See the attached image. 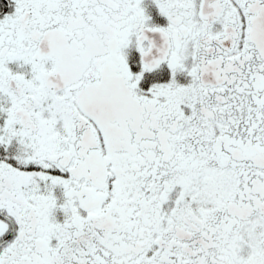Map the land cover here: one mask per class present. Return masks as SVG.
<instances>
[{
  "label": "flooded vegetation",
  "instance_id": "flooded-vegetation-1",
  "mask_svg": "<svg viewBox=\"0 0 264 264\" xmlns=\"http://www.w3.org/2000/svg\"><path fill=\"white\" fill-rule=\"evenodd\" d=\"M263 8L0 0V264H264L238 247L264 219V56L250 38ZM190 154L232 191L184 212L174 196L164 231L162 159L176 190ZM119 157L143 196H114Z\"/></svg>",
  "mask_w": 264,
  "mask_h": 264
},
{
  "label": "rangeland",
  "instance_id": "rangeland-1",
  "mask_svg": "<svg viewBox=\"0 0 264 264\" xmlns=\"http://www.w3.org/2000/svg\"><path fill=\"white\" fill-rule=\"evenodd\" d=\"M192 156L193 155L191 154L189 155L190 160L188 158H184V159L189 160V163L194 162L193 164L195 165L197 157L192 158ZM181 160H183V158H181ZM166 172H167L166 170H162V176L170 175V172L167 173ZM196 173L199 174H197L192 178H189L187 183L182 184L183 188H180V191L179 190L169 191V198L166 201V203L163 205V210H162V227L164 230L169 229L171 225H174V196L179 197L178 212H184V210L189 207V203L193 200L195 203H202L204 199L206 200L212 197L213 198L220 197L226 199L229 196V193L232 191V184H226L224 188L220 187V181L226 179L223 176L217 174V172L211 171L209 168H207L206 170L203 169L202 172L199 169ZM136 175L139 174H134V176ZM143 175L144 174L141 173L138 176V180L135 181L137 183H134L130 181L128 174L125 173L121 181V187H120L118 184V179H119L118 177L120 176V172L116 170V172L113 173V176L109 178L110 184L113 182L116 183L114 195L115 196L121 195L120 198L127 197L126 191L130 187H132L131 196L134 195L133 193L136 190H138V188L142 189L141 183L143 181ZM153 175L154 174H151V181L154 179ZM53 179L54 180L56 179L54 175H53ZM41 180L42 179H40L39 181ZM136 186L137 188H133ZM118 191L120 192V195ZM176 191H177V195L175 194ZM211 202L213 203L214 201ZM132 204H136V208L135 210H133V213L131 212V216H132L131 222H133L135 220L134 217L136 218L138 215L141 218L140 212L142 213V208H143V205L140 204V202L137 203L135 201H132ZM134 211H138L139 213ZM115 213L117 214V210ZM119 213L122 216L124 214H128V211H124L121 209ZM135 213L137 214L135 215ZM63 223L64 222L58 220L45 221L46 227L52 230H59L60 228L62 229ZM254 224L257 226L253 227L251 223H249L247 226H244L241 233L239 234L240 242L238 247L240 251L239 255L242 261L251 258L252 255H259L264 257V219L262 217L254 219ZM138 238L136 239L140 240L141 237Z\"/></svg>",
  "mask_w": 264,
  "mask_h": 264
},
{
  "label": "water",
  "instance_id": "water-1",
  "mask_svg": "<svg viewBox=\"0 0 264 264\" xmlns=\"http://www.w3.org/2000/svg\"><path fill=\"white\" fill-rule=\"evenodd\" d=\"M250 38L264 56V8L254 17L252 21Z\"/></svg>",
  "mask_w": 264,
  "mask_h": 264
},
{
  "label": "trees",
  "instance_id": "trees-1",
  "mask_svg": "<svg viewBox=\"0 0 264 264\" xmlns=\"http://www.w3.org/2000/svg\"><path fill=\"white\" fill-rule=\"evenodd\" d=\"M201 164V163H199ZM124 161H123V157H119V158H116V170L117 171H120V178H122L123 174L125 175V172L123 171L124 168ZM162 166H163V170H168V169H171L172 168V161H171V158H166V157H163L162 159ZM168 172H171V170H168ZM134 174H137V173H133L132 176L130 177V180L131 181H136V179L133 177ZM136 177H138V175H136Z\"/></svg>",
  "mask_w": 264,
  "mask_h": 264
}]
</instances>
